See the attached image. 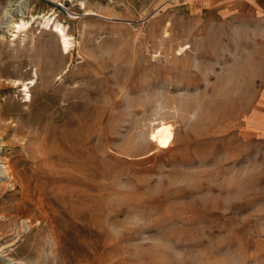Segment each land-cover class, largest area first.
Segmentation results:
<instances>
[{
  "label": "rangeland",
  "instance_id": "obj_1",
  "mask_svg": "<svg viewBox=\"0 0 264 264\" xmlns=\"http://www.w3.org/2000/svg\"><path fill=\"white\" fill-rule=\"evenodd\" d=\"M257 112L264 22L0 0V264H264Z\"/></svg>",
  "mask_w": 264,
  "mask_h": 264
},
{
  "label": "crops",
  "instance_id": "obj_2",
  "mask_svg": "<svg viewBox=\"0 0 264 264\" xmlns=\"http://www.w3.org/2000/svg\"><path fill=\"white\" fill-rule=\"evenodd\" d=\"M199 8H210L227 19L242 22H264V0H188ZM251 123L264 126V112H257Z\"/></svg>",
  "mask_w": 264,
  "mask_h": 264
},
{
  "label": "bare ground",
  "instance_id": "obj_3",
  "mask_svg": "<svg viewBox=\"0 0 264 264\" xmlns=\"http://www.w3.org/2000/svg\"><path fill=\"white\" fill-rule=\"evenodd\" d=\"M172 125L169 123H161L157 129H155L152 133L151 136L157 143L163 147H167L171 144L173 140V131L172 130Z\"/></svg>",
  "mask_w": 264,
  "mask_h": 264
}]
</instances>
